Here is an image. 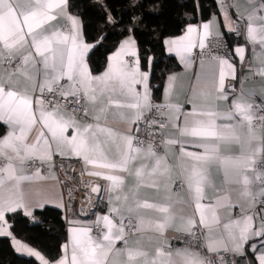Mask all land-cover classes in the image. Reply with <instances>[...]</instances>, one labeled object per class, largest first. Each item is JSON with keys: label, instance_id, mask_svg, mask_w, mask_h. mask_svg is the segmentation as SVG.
Segmentation results:
<instances>
[{"label": "snow or ice", "instance_id": "6c2138e0", "mask_svg": "<svg viewBox=\"0 0 264 264\" xmlns=\"http://www.w3.org/2000/svg\"><path fill=\"white\" fill-rule=\"evenodd\" d=\"M216 2L227 32L239 38L243 23L246 44L254 53L259 46L248 71L258 60L253 74L264 81V0H246L244 12L235 0ZM69 7V0H0V129H6L0 135V237H10L17 253L39 264H225L223 257L211 259L221 251H247L264 264V84L257 103L243 88L247 76L237 90L234 58L209 53L218 76L201 81L197 73L191 95L174 102L178 76L170 75L163 102L156 103L154 58L142 70L134 35L94 74L92 56L105 36L86 42ZM229 7L237 10L235 20ZM131 19L135 24L140 17ZM108 23H116L110 12ZM213 35L224 41L215 14L164 44L185 69L198 47L203 67ZM234 52L243 65L246 46ZM229 78L233 83L226 85ZM57 155L78 158L84 172L104 182L91 192L106 194L107 212L91 213L94 221L68 220L62 256L52 261L17 239L15 219L7 216L22 210L36 223L34 210L54 201L39 182L48 179L42 168L51 172ZM56 206L64 207L62 200ZM170 231L183 247L172 244Z\"/></svg>", "mask_w": 264, "mask_h": 264}, {"label": "trees", "instance_id": "16d2710c", "mask_svg": "<svg viewBox=\"0 0 264 264\" xmlns=\"http://www.w3.org/2000/svg\"><path fill=\"white\" fill-rule=\"evenodd\" d=\"M69 2V9L80 16L87 42L93 43L102 35L105 36L102 44L94 50L93 71L103 67L106 56L123 36L134 35L142 67H146L149 57L154 58L150 77V87L154 96L158 94L165 74L177 68L173 56L164 50V39L178 34L187 23L206 20L217 10L216 0H69ZM109 12L116 21L115 24L108 23ZM133 16L140 17L135 24L131 19ZM129 27L134 28L133 33L128 32ZM225 36L231 42L229 35ZM2 130L0 129V133ZM7 218L10 221L15 219V227L11 231L17 238L34 246L47 259L53 261L59 257L65 238V221L60 209L45 206L37 210L35 224L21 212L15 217L8 214ZM0 264H39V261L34 257L28 258L17 253L10 237H0Z\"/></svg>", "mask_w": 264, "mask_h": 264}, {"label": "crops", "instance_id": "0c3cea01", "mask_svg": "<svg viewBox=\"0 0 264 264\" xmlns=\"http://www.w3.org/2000/svg\"><path fill=\"white\" fill-rule=\"evenodd\" d=\"M233 2H234V0H227L228 5H232ZM235 2L239 4V11L240 12H244L245 9H246V7H247L246 0H235ZM69 11H70L71 14L78 16L79 19H80V16L77 13L72 12L70 9H69ZM236 11H237L236 9L229 7V15L233 18V20L236 19ZM213 14H215L218 17V21H219V25H220V32L223 35L228 34L229 37L231 38V48H232V53H233V58H234V64H235V67L237 69V77H238L237 80L235 81V85H236L237 90H239L240 87H241L240 77L247 76L248 79L243 84L244 90L245 91L254 92L255 95L253 96V99L254 98L261 99V97L259 95V91H260L261 85L264 84V81H262L259 76L253 74L255 72V70L260 67L259 61L257 60L253 64V66H252L253 70L251 72L248 71V69H249V61L253 59V56L254 55H259V52H260L259 46L258 45L255 46V53H254L253 46L246 44V41H245L243 35H242V38H234L232 36V34L230 35L227 32V29L224 27V18L220 14V9H219L218 5H217V10L215 12H213L206 20H200V21H196V22L187 23L178 34L172 35V36H168L165 39L175 38V37H178V36L182 35L183 34V31L185 30V28H186V26L188 24H193V25L199 26V25H201L202 22H208V21H210L212 19V17H213ZM57 23H63V21H58ZM244 32H245V25L243 24V33ZM129 35L130 34H127V35L123 36L120 39L119 43L122 40H124L126 37H128ZM165 39H164V41H165ZM119 43L117 44V46L119 45ZM237 45H245L246 46V59H245L243 65H242V68L241 69H239V64L241 62H240V60H239L238 57H235V52H234V48ZM116 47L114 49H112L110 51V53L113 52V51H115ZM164 50H165V52L167 54L173 56L175 62L177 63V68H175L174 70H171V71H169L168 73L165 74L164 79H163L162 84H161V88H160L158 94L156 96L153 95L154 99L158 103H162L163 102L164 86H165V83L167 82L168 77L170 75L177 74V76H178V80H177L176 85H175L176 91H175V93L173 95V101L174 102H183L184 99L187 96H190L191 95L192 86L197 84V73L200 74L201 81L209 78L213 73H215L218 76V71H219L218 65L216 64L215 61H211L210 59H208V57H205V64H204L203 67H201L200 59H193V62L191 64V66L188 69H185L184 65L180 63V61L176 57L175 53H169L167 51V48H166L165 44H164ZM104 66H105V64L103 65V67L100 70L94 71V74H99L100 72H102L104 70ZM148 67H149V65L147 64L146 67H142V70H148ZM227 80H231V79L229 78V79H226V81ZM232 83H233V81H232ZM4 131H6V129H3L1 131V133H0V135H2ZM163 131H164L165 135H169V134H171V131L172 130L169 127L167 129H164ZM54 158H57V159L61 160L62 162H66V161H76V162L79 163L80 167L82 168V171L84 172L83 165H82L81 161L78 158L60 157L58 155L57 156H54ZM84 173L87 174L86 172H84ZM42 174L45 175V176H47L48 179L39 182L40 183V186H42V187L50 190L53 193V196H54V201L48 203L46 206L55 207V208L60 209L62 211L63 207L61 208V207H57L56 206V203H59L61 200L63 202V199H62L61 188H60V185H59V183H58V181L56 179V176H55V172H54L53 167L51 169V172H49L48 168H47V170H42ZM53 177H55V178L53 179ZM101 197H104V199H102L99 202L98 208L93 213H99V214L103 215L104 213L107 212L106 194L103 193V192H101ZM258 209L259 208L257 207V210ZM37 210H39V209H35L34 210V215H35V212ZM235 211L238 214V209L235 210ZM20 212L22 213V210H20ZM262 214H264V213H262ZM75 219H79L81 221H94L96 219V216L93 214L91 217H81V218L71 217V218H68L67 221L65 222V238H64V241H63L62 244H64L67 241V238H68V233H67V229L69 227L68 220H75ZM254 223L258 226V221H255ZM175 234L176 233L170 231L168 233V238H170L171 236H173ZM17 239H19V238H17ZM131 239H135V237H131ZM10 240H11V238H10ZM19 240L22 243H25L28 246L33 247L34 250H38L34 246L28 244L27 242H24L21 239H19ZM179 247H183V246H179ZM61 256H62V251H61L59 257L56 258L55 260H58ZM246 256H247L248 260H249V258H251L255 262V256H252L250 252H247L246 251ZM55 260H53V261H55ZM255 264H258V262H255Z\"/></svg>", "mask_w": 264, "mask_h": 264}, {"label": "built area", "instance_id": "2783aa9c", "mask_svg": "<svg viewBox=\"0 0 264 264\" xmlns=\"http://www.w3.org/2000/svg\"><path fill=\"white\" fill-rule=\"evenodd\" d=\"M226 5H228L227 0H225ZM239 31L241 33V36L239 38H242L243 35V24L240 23L238 25ZM224 36V41L217 40L215 36H210L206 41V49L205 51V57H208V54L212 55H220L233 58L232 48H231V42L228 37ZM232 36L234 38H237L235 33H232ZM227 44V47H224V44ZM200 49L197 47L193 50L194 57L193 59H200L199 53ZM242 68L241 63L239 64V69ZM231 80L226 81V85L231 84ZM155 100V99H154ZM254 101L257 103L261 102V99L254 98ZM156 103H158L155 100ZM151 118V117H150ZM157 133L160 132V129H155ZM141 135H144V133H141ZM147 139V137H145ZM157 143H159V136L156 137ZM39 166V165H37ZM53 169L55 172L56 179L60 185L61 192H62V199H63V209H62V215L64 218V221L66 222L68 218L74 217V218H81V217H91L93 213L99 205V202H97V196H101V193L94 194L91 192V186L96 184H103L104 182L100 180L97 177L89 176L85 174L82 171V168L80 167L79 163L76 161H66L62 162L61 160L57 158H53ZM42 170H47V166L42 168ZM71 193V195L69 194ZM257 207H261L260 205H257ZM85 210L88 212V215L82 214L81 210ZM98 229H94V233H96ZM177 234L171 236L169 239H171L172 244L174 246H184V243L172 239V237L176 236ZM199 235V233H198ZM187 237H184V240L187 241ZM200 243L203 244V240H200ZM219 257H223L225 264H249V260L245 255L238 256L231 252L225 253L223 251L219 252L218 254H212L211 259L214 261H217Z\"/></svg>", "mask_w": 264, "mask_h": 264}]
</instances>
